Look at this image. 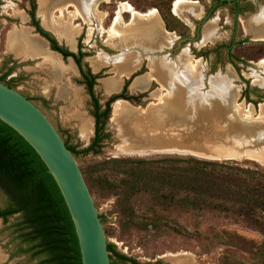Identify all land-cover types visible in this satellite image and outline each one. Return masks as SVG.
I'll return each instance as SVG.
<instances>
[{
	"label": "rangeland",
	"instance_id": "374dc122",
	"mask_svg": "<svg viewBox=\"0 0 264 264\" xmlns=\"http://www.w3.org/2000/svg\"><path fill=\"white\" fill-rule=\"evenodd\" d=\"M175 1L0 0V76L5 75L2 82L28 97L63 142L74 149L72 155L83 173L106 243L115 252L137 264H264V233L246 218L209 208H163L147 192H134L125 199L123 184L115 191L108 189L119 185L122 178L116 166L101 164L108 158L192 156L233 160L264 169V159L257 158L256 153L208 158L192 155L190 149L210 142H238V150L264 152V67L258 63L264 58V38H256L264 33L253 30L251 24V20L264 16V0H237L235 6L231 0L220 5L216 0H184L193 4L182 7V19L172 13ZM121 2L139 14L156 12L163 25L162 32L157 28L153 31L155 40L160 37L157 46L146 48L138 44L151 38L139 33L137 25L130 29L131 15L127 12H120L119 30H110ZM32 6L38 25L60 46L75 51L79 43L84 53L81 67L98 74L92 92L99 111L125 84L124 98L117 99L124 101L123 106L114 116L115 100L108 104L106 117L99 122L98 143L92 150L81 152L93 138L90 96L70 57L62 58L57 53L54 59L53 50L50 58L35 55L40 54L41 47L33 40L38 34L28 15ZM20 35L27 39L29 49L22 43L23 51L17 54L13 50L20 49L16 41ZM65 37L72 41V47ZM185 56L197 61L199 85L182 101L175 103L164 97L160 103L158 96L165 90L154 81H147L149 74L162 72L169 79L171 73L179 76L185 72ZM123 59L132 60L133 65L138 63L121 77L117 90L109 92L107 84L116 78L115 68ZM105 80L106 90L102 88ZM217 82L225 95H235L234 104L241 107L229 120L226 112L228 108L233 110L232 102L229 106L220 102L218 110L223 118L213 123L200 97ZM165 84L173 94L181 87L173 78ZM191 105L193 109H188ZM243 145L253 147L241 148ZM9 206L7 194L0 188V210ZM26 231L20 213L0 218V264H48L40 263L44 253L30 257L31 251H24L28 245L24 241ZM108 257L110 264H131L111 252Z\"/></svg>",
	"mask_w": 264,
	"mask_h": 264
},
{
	"label": "trees",
	"instance_id": "16d2710c",
	"mask_svg": "<svg viewBox=\"0 0 264 264\" xmlns=\"http://www.w3.org/2000/svg\"><path fill=\"white\" fill-rule=\"evenodd\" d=\"M28 15L35 33L48 42L49 48L63 58L70 57L77 67L93 105L94 119L92 141L81 152L92 150L99 140L100 119L106 117L110 102L124 98L125 84L121 92L111 95L105 101L104 109L99 111V103L92 92L98 74H91L81 67L84 53L79 43L76 52L67 50L38 25L33 6ZM164 24L167 26L165 21ZM4 76H0L1 82ZM4 84L10 87L8 83ZM66 147L71 153L75 152L73 148ZM101 164H111L119 169L122 174L120 184L110 185L108 189L115 191L121 184L125 185V199L134 192H147L163 208L178 206L231 212L250 220L256 229L264 233V169L256 165L192 156L108 158ZM85 176L88 178V173ZM0 188L10 201L8 208L0 210V218L20 213L27 229L24 241L28 245L24 251H31L30 257L44 253L40 263L80 264L73 225L54 180L30 145L1 120ZM106 248L117 258L137 264L132 258L115 252L111 244L107 243Z\"/></svg>",
	"mask_w": 264,
	"mask_h": 264
},
{
	"label": "water",
	"instance_id": "95a60500",
	"mask_svg": "<svg viewBox=\"0 0 264 264\" xmlns=\"http://www.w3.org/2000/svg\"><path fill=\"white\" fill-rule=\"evenodd\" d=\"M0 120L30 145L54 180L73 225L80 264H110L99 216L72 153L38 107L1 81Z\"/></svg>",
	"mask_w": 264,
	"mask_h": 264
},
{
	"label": "bare ground",
	"instance_id": "6f19581e",
	"mask_svg": "<svg viewBox=\"0 0 264 264\" xmlns=\"http://www.w3.org/2000/svg\"><path fill=\"white\" fill-rule=\"evenodd\" d=\"M185 4H193V2L191 1H184V0H176L173 4V14L175 16H177L178 18L182 19L181 18V13H180V10L182 9V7L185 5ZM59 9V8H58ZM184 9V8H183ZM120 12H127L131 15V28L135 27L137 25V28L135 29H138L139 33L140 32H143L146 34V36H148L149 38H151V40L154 39L155 35H154V29L157 28V29H160V31H162V22L159 20V18L157 17V14L156 12L153 10L149 11L148 13L146 14H139V13H136L132 6H130L128 3H120L119 5V10L117 11L116 13V16L113 20V24H112V27L110 30H116L118 31L119 29H117L118 26H121V14ZM84 18V17H83ZM129 21V22H130ZM144 24H140V23H143ZM251 24L253 26V30L257 31V32H260V33H264V16H262V18H259V19H255V20H251ZM250 25V24H249ZM124 29H125V26H123ZM122 29V28H121ZM120 29V30H121ZM109 30V31H110ZM143 30V31H141ZM125 32V31H124ZM135 32V31H134ZM165 31L163 30V33ZM120 33V32H119ZM137 33V34H139ZM142 33V34H143ZM166 33V32H165ZM164 33V34H165ZM114 34V33H113ZM22 35V34H21ZM20 35V36H21ZM111 35V34H110ZM144 35V34H143ZM163 35V34H162ZM24 36V34H23ZM19 37L16 41L17 43H19L20 41H23L24 43H28L27 39L25 37ZM145 36V35H144ZM159 36V35H158ZM112 37V35L110 36ZM264 38V36H259V37H256L258 39H262ZM66 38V37H65ZM67 42H68V45L69 46H73V43L72 41L70 42L67 38H66ZM71 40V39H70ZM150 40V41H151ZM156 43V42H155ZM160 43V42H159ZM36 49V48H35ZM185 59H187V62L186 65L184 66L185 67V72H183L181 75H174L173 73H171L170 77H172L174 79V81L176 83H178L181 87L180 89L177 91L176 94H173L171 93V91L167 88L166 86V80H170L172 78H168V75L166 77H164V74H162V72H159V73H155V76L153 75V72L151 74H149L148 78H147V81L148 80H151V81H154L155 83H157L159 85L160 88H163L161 90H165V94H160V96H158V101H160V103H162L164 97H168L170 100H172L173 102L176 103V101H182V97H190V95H192V93L195 92V88L199 85V75H198V72H197V61H191L190 59L186 58L185 56ZM124 61V62H123ZM122 61V64H120L119 66H117L116 70L117 71V74L119 76H122L123 74L127 73L128 71H130L132 69V66L136 65V61L133 65V61L130 60V59H123ZM184 61V60H183ZM186 61V60H185ZM99 62H103V61H99ZM258 63L264 67V58L259 60ZM54 64V63H53ZM162 68H163V65H162ZM158 71V70H156ZM118 77V76H117ZM227 80V79H225ZM115 82V80H114ZM108 83V82H107ZM215 87L213 86V88H211V90L209 91V93L205 94L204 96H201L200 99H202V102L203 103H206L207 107L205 108L207 111V114L209 115V118L213 120V123H216L217 121H219L220 119H222V114L220 113V111L218 110V105L219 103H226L228 104L229 106V102H232V109L233 110H230L229 108L227 109V111L229 110V112H226L228 114V119L231 120L230 118L233 117L234 115V112L235 111H238V108H240L241 106L240 105H237V104H234V98H235V95H232V94H228V95H225L223 93V88L220 86V84L217 82L215 83ZM109 89H112L114 88V83H113V80L111 81L110 84H107ZM217 86V87H216ZM202 93V92H201ZM174 97H175V100H174ZM124 101L122 100H116L115 103H114V106H113V112L112 114L115 116L117 113H118V109H120L122 103ZM172 102V103H173ZM196 100L195 98L192 100V103L195 104ZM191 103V104H192ZM170 104V103H169ZM163 106V105H162ZM173 106V105H172ZM168 109V108H167ZM188 109H193V105H191V107ZM160 111V110H159ZM194 110H192L191 112L193 113ZM204 111V110H202ZM162 112H164L162 110ZM239 112V111H238ZM248 112V111H247ZM224 113V114H226ZM223 114V116H225ZM226 114V116H227ZM112 115V116H113ZM198 116V115H197ZM199 117V116H198ZM197 117V118H198ZM190 119L191 121H195V119L192 118V116H190ZM162 123V122H161ZM159 124V123H158ZM165 125V124H164ZM170 125V124H169ZM154 126V125H153ZM175 126V125H173ZM172 126V127H173ZM189 126V125H188ZM214 126V125H213ZM87 129H89V125H86L85 126ZM162 127V126H160ZM171 127V126H170ZM178 126H176L177 128ZM219 127V126H217ZM221 127V126H220ZM219 127V128H220ZM155 128V127H154ZM182 128V127H181ZM222 128V127H221ZM153 129V128H152ZM222 130V129H221ZM172 131V130H171ZM218 131V130H217ZM187 132V131H186ZM223 132V131H222ZM177 133V132H176ZM152 134V133H150ZM175 134V133H174ZM182 134V133H181ZM168 136V135H167ZM174 136V135H173ZM213 136V135H212ZM182 137V135H181ZM188 137V135H187ZM215 137V136H214ZM163 138V137H162ZM167 138V137H165ZM171 138V137H170ZM176 138V137H175ZM184 137H182L183 139ZM211 138V137H209ZM158 139V138H157ZM168 139V138H167ZM180 139V138H179ZM194 139V138H193ZM214 139V138H213ZM219 140V139H218ZM181 141V140H179ZM170 142V141H169ZM207 142V141H206ZM210 142V141H209ZM166 144V143H165ZM179 144V143H178ZM181 144V143H180ZM176 145V144H175ZM235 146H238L239 148V143L238 142H233L232 144L230 143H223V142H210V143H205L203 144L202 146H191L192 149L191 151V154L192 155H195V156H203V157H208V158H212V157H232L233 155H240V154H245V155H250V156H253L255 154L253 153H256L257 154V158H261V159H264V152H260V151H251V150H238L237 147ZM241 146V145H240ZM187 147V146H186ZM253 146H250V145H243L241 148H252ZM170 149V148H169ZM240 149V148H239ZM163 150V149H162ZM184 150V149H183ZM182 150V151H183ZM262 150V149H260ZM169 151V150H168ZM172 151V149H171ZM179 151V150H178ZM189 153V152H188Z\"/></svg>",
	"mask_w": 264,
	"mask_h": 264
},
{
	"label": "crops",
	"instance_id": "0c3cea01",
	"mask_svg": "<svg viewBox=\"0 0 264 264\" xmlns=\"http://www.w3.org/2000/svg\"><path fill=\"white\" fill-rule=\"evenodd\" d=\"M163 26V25H162ZM162 29H163V27H162ZM162 32V31H161ZM17 33V32H16ZM15 33V34H16ZM19 33V32H18ZM11 35H14V34H11ZM156 37V36H155ZM154 37V38H155ZM147 39V41L146 42H138V44L140 43V45H141V43L142 44H144L145 45V47L146 48H149V47H151V45H158L159 44V42H160V37H157L156 38V40L155 39H153V40H149L148 38H146ZM33 40H34V42H37L39 45H40V47H41V52H40V54H35V55H39V56H41L42 58H50L51 57V53H52V50L49 48V45H48V42L44 39V38H42L41 36H37L36 38H33ZM143 41H145L144 39H143ZM156 42V43H155ZM20 43V49H18V50H13V52H15V53H17V54H21L22 53V51H23V45H22V43L24 44V45H26L23 41H20L19 42ZM135 43V42H134ZM26 47H27V45H26ZM28 48V47H27ZM29 49V48H28ZM75 49H76V46H75ZM71 51V50H70ZM73 52H75V51H73ZM29 53H31V55H33L32 53H33V51H31V50H29ZM48 53L50 54V55H48ZM59 54V53H58ZM57 52L56 53H54V55H56V56H54L53 58L54 59H57ZM124 54V53H123ZM122 55V54H121ZM61 56V55H60ZM62 57V56H61ZM63 58V57H62ZM66 58V57H65ZM72 62H73V60H72ZM74 63V62H73ZM116 64V63H115ZM75 65V64H74ZM117 65V64H116ZM76 66V65H75ZM77 68V67H76ZM135 69V68H134ZM116 71H118V70H116V68H115V76H116V78H111V79H113V83H114V88H112V89H110L109 90V92H113V91H116L117 90V88L119 87V85H120V83H121V77L124 75H122V76H119L118 74H117V72ZM80 75V74H79ZM118 76V77H117ZM114 80H115V82H114ZM108 82V80H105L104 82H103V84H102V88H104L105 90L107 89L106 88V86H105V84ZM28 98V97H27ZM29 99V98H28ZM30 100V99H29Z\"/></svg>",
	"mask_w": 264,
	"mask_h": 264
},
{
	"label": "flooded vegetation",
	"instance_id": "af4514ba",
	"mask_svg": "<svg viewBox=\"0 0 264 264\" xmlns=\"http://www.w3.org/2000/svg\"><path fill=\"white\" fill-rule=\"evenodd\" d=\"M228 0H216V4L218 5H220V4H223V3H225V2H227ZM234 6L236 5V3H237V0H231L230 1ZM77 51V48L75 49V52ZM26 97V96H25ZM27 98V97H26ZM104 109V108H103Z\"/></svg>",
	"mask_w": 264,
	"mask_h": 264
}]
</instances>
